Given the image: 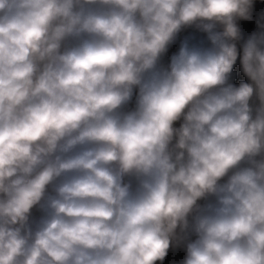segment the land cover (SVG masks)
<instances>
[{
	"label": "clouds",
	"instance_id": "obj_1",
	"mask_svg": "<svg viewBox=\"0 0 264 264\" xmlns=\"http://www.w3.org/2000/svg\"><path fill=\"white\" fill-rule=\"evenodd\" d=\"M0 264H264V0H0Z\"/></svg>",
	"mask_w": 264,
	"mask_h": 264
}]
</instances>
